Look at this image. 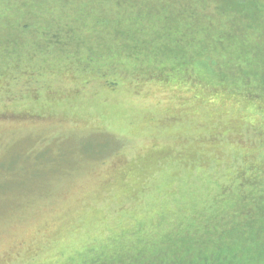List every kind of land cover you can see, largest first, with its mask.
Masks as SVG:
<instances>
[{"label":"rangeland","instance_id":"374dc122","mask_svg":"<svg viewBox=\"0 0 264 264\" xmlns=\"http://www.w3.org/2000/svg\"><path fill=\"white\" fill-rule=\"evenodd\" d=\"M177 3L0 0V164L9 161L3 167L12 170L32 152L53 155L47 160L59 166L0 192V264L80 260L109 235L151 226L186 205L201 210L218 193L216 177L225 169L216 171L213 164L204 172L201 157L192 167L191 160L171 156L170 165H146L143 193L127 198L143 172L137 168L132 177L127 166L149 162L156 151L197 146L191 129L197 119L232 109L224 93L212 98L184 82H147L129 75L131 63L109 67L116 55L125 64L129 51L155 54L152 19L136 12L159 4L167 12ZM131 37L137 44L126 40ZM174 54L167 48L162 58ZM116 79L120 84L112 89ZM59 152L70 160L60 158V165ZM127 173L133 179L123 189Z\"/></svg>","mask_w":264,"mask_h":264},{"label":"trees","instance_id":"16d2710c","mask_svg":"<svg viewBox=\"0 0 264 264\" xmlns=\"http://www.w3.org/2000/svg\"><path fill=\"white\" fill-rule=\"evenodd\" d=\"M211 2L215 3L209 5ZM162 7L159 4L156 10L136 12L152 19L148 30L152 31L149 41L155 54H147V48L135 54L129 51L125 64L116 55L109 67L131 63L129 75L136 74L147 82H184L195 90L209 91L212 98L224 93L231 97L233 110L219 111L211 117L203 114L201 120L197 119L191 126L197 146L156 151L147 156L149 162L144 159L127 166L132 177L137 168H143L137 173L142 178L140 185L127 191L136 193L127 198L143 193L146 165H156L158 160L170 165L167 160L171 156L175 161L191 160L192 167L201 157L204 172L213 164L220 172L225 169L216 177L218 180L215 178L218 193L202 203L201 210L193 209L194 205L190 209L187 205L180 207L171 219L160 215L151 226L109 235L107 243L97 242L80 260L59 264H264V0H181L168 4L167 12ZM224 20L226 25L219 28L216 23ZM126 40L137 44L135 37ZM161 48L159 56L157 49ZM167 48L175 54L163 60ZM94 69L99 75L100 68ZM119 84V80H113L112 89ZM250 132L254 134L249 138ZM174 151L175 156L171 154ZM50 156L27 152L19 160L24 164L18 161L12 170L3 167L9 161L2 162L0 192L16 187L26 175L34 178L57 170L54 160H47ZM60 158L70 160L59 152L55 160L60 165ZM132 177L127 173L123 189L128 188L126 183Z\"/></svg>","mask_w":264,"mask_h":264}]
</instances>
